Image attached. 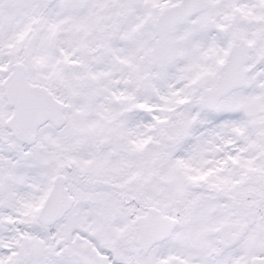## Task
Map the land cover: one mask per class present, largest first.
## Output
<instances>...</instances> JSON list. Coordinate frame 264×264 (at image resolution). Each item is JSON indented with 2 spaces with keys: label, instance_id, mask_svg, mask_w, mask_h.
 Here are the masks:
<instances>
[{
  "label": "snow or ice",
  "instance_id": "obj_1",
  "mask_svg": "<svg viewBox=\"0 0 264 264\" xmlns=\"http://www.w3.org/2000/svg\"><path fill=\"white\" fill-rule=\"evenodd\" d=\"M0 264H264V0H0Z\"/></svg>",
  "mask_w": 264,
  "mask_h": 264
}]
</instances>
